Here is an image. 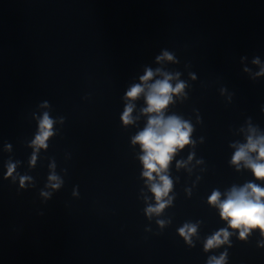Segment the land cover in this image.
Segmentation results:
<instances>
[{
    "label": "water",
    "instance_id": "95a60500",
    "mask_svg": "<svg viewBox=\"0 0 264 264\" xmlns=\"http://www.w3.org/2000/svg\"><path fill=\"white\" fill-rule=\"evenodd\" d=\"M0 264H264V0H0Z\"/></svg>",
    "mask_w": 264,
    "mask_h": 264
}]
</instances>
